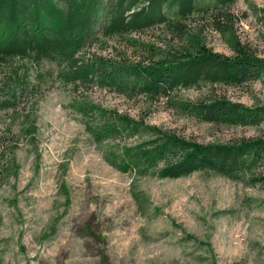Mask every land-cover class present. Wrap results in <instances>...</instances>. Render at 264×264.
<instances>
[{
  "label": "rangeland",
  "instance_id": "obj_1",
  "mask_svg": "<svg viewBox=\"0 0 264 264\" xmlns=\"http://www.w3.org/2000/svg\"><path fill=\"white\" fill-rule=\"evenodd\" d=\"M230 10L238 38L264 58V0H236ZM204 17L193 15L187 24L192 31L203 30L214 52L233 56ZM171 36L155 27L133 38L178 48L180 42ZM105 42L79 56L126 63L146 58L121 39ZM29 66L36 87L21 96L16 110L0 113L6 148L0 157V264H264V187L203 172L179 179L123 173L108 163L110 148L133 146L148 136L98 145L87 126L97 128L99 121L78 113L74 105L88 100L204 145L260 137L264 124L213 125L180 113L165 97L150 100L97 84L64 83L60 74L66 65ZM9 73L8 65L0 66V85ZM215 98L264 106V80L201 85L171 96L191 102Z\"/></svg>",
  "mask_w": 264,
  "mask_h": 264
},
{
  "label": "trees",
  "instance_id": "obj_2",
  "mask_svg": "<svg viewBox=\"0 0 264 264\" xmlns=\"http://www.w3.org/2000/svg\"><path fill=\"white\" fill-rule=\"evenodd\" d=\"M236 0H0V66L10 69L0 85V113L16 110L21 96L35 88L32 65L43 62L68 67L64 83L97 84L120 93L143 94L150 100L165 97L180 113L202 122L227 127L261 126L264 106L249 107L227 98L191 102L172 100L178 89L201 85L242 86L264 80V58L258 57L236 35V16L230 8ZM256 11H261L259 8ZM205 15L233 51L227 56L210 49L202 34L187 24L193 15ZM264 19V16H261ZM162 27L178 48L163 41L141 42L133 38ZM121 39L146 58L126 63L102 56L85 61L80 53L101 42ZM105 39L104 42H102ZM102 40V41H101ZM21 61V65H14ZM42 76H40L41 78ZM173 101V102H172ZM78 113L99 121L88 124L98 145L117 138L148 136L138 144L110 148L107 161L123 173L138 177L179 179L196 172L213 173L251 187H264V133L257 138L229 144H200L164 132L88 100L74 105ZM0 138V157L6 148ZM3 146V147H2ZM7 172L5 169L2 174ZM136 203L143 208L140 197Z\"/></svg>",
  "mask_w": 264,
  "mask_h": 264
}]
</instances>
